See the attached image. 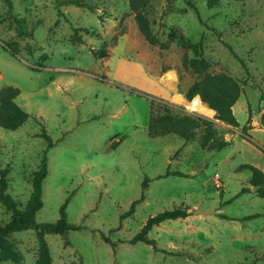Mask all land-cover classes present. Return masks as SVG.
I'll return each mask as SVG.
<instances>
[{
	"label": "rangeland",
	"instance_id": "obj_1",
	"mask_svg": "<svg viewBox=\"0 0 264 264\" xmlns=\"http://www.w3.org/2000/svg\"><path fill=\"white\" fill-rule=\"evenodd\" d=\"M84 1L95 8L12 0V14L27 29L20 38L0 0V88L17 87L15 102L29 114L15 130L0 127L8 192L20 205L28 200L30 175L47 146L41 136L44 128L54 146L47 152L48 173L36 221L55 222L66 202L67 220L82 227L65 236H45L52 264H264L263 218L246 217L262 203L253 204L258 198L253 193H241L249 186L250 172L237 170L252 164L250 147L237 148L231 142L208 151L198 138L185 142L176 134L151 137L147 132L155 109L200 115L212 120L224 138L232 133L207 105L201 104L207 113L186 111L184 94L197 77L181 60L185 53L192 56L188 45L199 40L209 71L240 83L242 92L233 105L238 127L249 114L260 119L264 0H218L213 6L191 0L195 8L185 0H147L151 28L165 48L144 40L129 0ZM8 43L16 44L18 54L5 48ZM101 47L108 49V56L95 57L93 50ZM168 170L184 175H166ZM145 177L149 181L143 188ZM142 194L134 213L121 220ZM176 207L186 208L189 215L164 220L148 233L159 250L128 242L150 216ZM9 218L0 203V224ZM9 239L22 260L0 259V264H38L33 230L15 232Z\"/></svg>",
	"mask_w": 264,
	"mask_h": 264
},
{
	"label": "trees",
	"instance_id": "obj_2",
	"mask_svg": "<svg viewBox=\"0 0 264 264\" xmlns=\"http://www.w3.org/2000/svg\"><path fill=\"white\" fill-rule=\"evenodd\" d=\"M7 6V13L12 16L15 23V30L18 37L23 38L27 34L25 21L22 18L12 14V0H3ZM191 7L195 8V4L191 0H185ZM218 0H207L209 6H213ZM56 4L74 5L77 7L88 8L93 10L95 6L88 4L84 0H55ZM147 0H129V7L134 13V20L138 30L143 35L144 40L151 45H158L159 48H165L166 43L161 42L155 32H153L150 20L145 12ZM198 18L202 24L205 22L200 15ZM212 30L216 35L220 36V32L213 27ZM78 42H83L82 38L76 33L73 34ZM5 48L13 55L18 54L16 44H6ZM188 49L191 50L192 56L185 53L182 56L181 64L185 69L191 70L196 74V79L191 83L185 92V98L191 100L198 95L200 100L204 102L210 109L215 111V118L224 124L238 127V121L233 113V105L239 99L242 89L240 83L231 76L211 73L209 71V62L204 58V50L202 40L196 43H190ZM95 57L104 58L108 56V49L101 47L98 50H93ZM244 64V62L242 63ZM20 90L15 86H3L0 88V127L8 130H15L20 127L28 118L29 114L23 110L16 102L15 98L19 95ZM264 100V96L260 97ZM251 114H249L246 124L241 128L246 134L250 128ZM261 125L264 126V113L261 114ZM147 132L151 137L164 136L167 134H176L185 142H190L199 139L203 149L221 150L230 145V142L225 140L216 129L214 122L200 115L193 114H171V113H156L155 109L150 112L148 119ZM41 136L47 141V146L42 153L40 163L36 170L30 175L31 193L24 205H20L8 192V174L9 168L2 166L0 161V203L10 213V218L7 222L0 224V259L4 261L20 262L21 254L16 250L13 242L9 239L10 235L15 232L25 230H33L37 238L38 244V264H52V258L48 243L45 239L47 234H55L65 236L69 231L81 229V225L71 223L67 220L65 212L66 202L60 207V217L55 222L36 221V213L42 207V182L47 176V152L48 149L54 146V142L42 128ZM239 170H249L251 177L248 181L249 185L255 188L256 194L264 197V172L250 164L244 163L238 166ZM178 174L184 175L181 172L167 171L166 175ZM149 178L145 177L142 184L146 187ZM249 191V187H243L241 193ZM144 199V194L137 200L131 202L129 209L120 215V219H124L134 213L136 205ZM264 210V207H263ZM189 215L186 208L176 207L170 210H163L157 214L150 216L139 232L131 239L130 243L138 241L147 243L154 250H159L156 245V240L148 236L149 231L159 225L162 221L168 219L185 218ZM264 215L255 213L246 216L253 218ZM222 217H225L222 214ZM104 240L110 239L103 235ZM114 245V244H113Z\"/></svg>",
	"mask_w": 264,
	"mask_h": 264
},
{
	"label": "crops",
	"instance_id": "obj_3",
	"mask_svg": "<svg viewBox=\"0 0 264 264\" xmlns=\"http://www.w3.org/2000/svg\"><path fill=\"white\" fill-rule=\"evenodd\" d=\"M203 105H206L204 102H202ZM214 111V110H213ZM215 112V111H214ZM264 113V107H259V120H256L253 118L251 115V122H250V128L247 130V133L245 134L241 128L239 127H233L230 125H227L229 127V131L232 132L229 136L225 134V140L229 141L230 144L231 142L236 143V147H244V144H247L250 147V152L252 153V160L250 161L252 166L262 170L264 172V126L261 125V114ZM257 115V117H258ZM241 136V138H240ZM246 139V140H245ZM248 164V163H247ZM239 170V169H237ZM249 171V170H248ZM250 172V171H249ZM250 177H251V172H250ZM249 177V179H250ZM248 179V181H249ZM249 185V183H247ZM249 187L250 193L255 194L258 198H255L252 200L253 204H260L262 203L261 209L259 210H252V212L248 215L255 214V213H261L263 212V207H264V197H260L256 194L255 188L251 185L247 186ZM259 199H262L261 201ZM222 214V213H220ZM224 215V214H223ZM247 215V216H248ZM263 218L262 226L261 228L264 231V215L258 216V217H253L251 219L255 218ZM264 251V250H263Z\"/></svg>",
	"mask_w": 264,
	"mask_h": 264
},
{
	"label": "built area",
	"instance_id": "obj_4",
	"mask_svg": "<svg viewBox=\"0 0 264 264\" xmlns=\"http://www.w3.org/2000/svg\"><path fill=\"white\" fill-rule=\"evenodd\" d=\"M187 108H186V111L189 112V113H196L198 112V107L202 104V101L200 100L199 96L196 95L194 96L191 100H188L187 101ZM200 112V111H199ZM215 179H216V183L219 184V175L216 173L215 174Z\"/></svg>",
	"mask_w": 264,
	"mask_h": 264
},
{
	"label": "bare ground",
	"instance_id": "obj_5",
	"mask_svg": "<svg viewBox=\"0 0 264 264\" xmlns=\"http://www.w3.org/2000/svg\"><path fill=\"white\" fill-rule=\"evenodd\" d=\"M167 79L171 82V81L174 80V77H173L172 75L168 74V75H167ZM198 110H199V111H200V110L205 111V109H203V107H202L201 105L198 107ZM205 112L207 113V111H205ZM209 112L212 113V112H214V111L211 109ZM203 113H204V112H203Z\"/></svg>",
	"mask_w": 264,
	"mask_h": 264
},
{
	"label": "water",
	"instance_id": "obj_6",
	"mask_svg": "<svg viewBox=\"0 0 264 264\" xmlns=\"http://www.w3.org/2000/svg\"><path fill=\"white\" fill-rule=\"evenodd\" d=\"M205 213V212H203L202 210H195V213Z\"/></svg>",
	"mask_w": 264,
	"mask_h": 264
}]
</instances>
